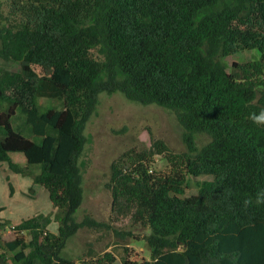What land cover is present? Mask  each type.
Returning a JSON list of instances; mask_svg holds the SVG:
<instances>
[{
    "label": "trees",
    "instance_id": "16d2710c",
    "mask_svg": "<svg viewBox=\"0 0 264 264\" xmlns=\"http://www.w3.org/2000/svg\"><path fill=\"white\" fill-rule=\"evenodd\" d=\"M18 25L1 26L0 164L17 174L40 167L35 183L63 213L58 235L27 223L4 235L0 264L18 249L15 264H117L107 252L80 259L61 256L79 229L113 232L126 241L147 231L151 259L141 264H264V0H25ZM246 51V64L226 59ZM177 112L186 152L171 175L156 176L143 163L111 166V223L76 214L84 199L79 165L87 124L102 94ZM38 99L63 102L40 112ZM25 114L34 142L12 127ZM210 141L199 148L195 137ZM161 152L162 141L155 143ZM23 156L25 171L13 161ZM144 155L143 160H145ZM213 176L199 195L184 198L187 177ZM248 202V203H246ZM25 234L29 235V239ZM128 252V249H126ZM123 264H134L126 257Z\"/></svg>",
    "mask_w": 264,
    "mask_h": 264
},
{
    "label": "rangeland",
    "instance_id": "374dc122",
    "mask_svg": "<svg viewBox=\"0 0 264 264\" xmlns=\"http://www.w3.org/2000/svg\"><path fill=\"white\" fill-rule=\"evenodd\" d=\"M25 4V0H0V15L3 17L1 26L18 25L22 21L21 8ZM259 58L258 51H246L231 56L226 61L231 72L233 63L246 64ZM0 68L10 72L20 71L18 63L1 59ZM37 107L40 112L64 109L63 102L49 99H38ZM7 108L5 102H0V114ZM12 127L34 142L41 141L33 134L25 114L20 110L12 119ZM184 133L185 129L174 110L134 102L123 93L102 94L99 106L87 124V144L79 160L84 199L76 214L78 222L86 215H92L99 221L111 223L113 198L107 186L113 163L119 160L137 165L143 163L156 176L171 175L173 166L170 158L175 160L187 150L183 141ZM195 139L199 148L210 141L208 137L201 135H197ZM157 141H162L167 150L161 152V148L155 145ZM13 161L22 171L28 167L23 156H15ZM28 168L29 175L17 174L8 164H0V223L3 225V233L8 236L14 233V229L33 223L58 235L63 213L52 206L47 191L35 183V176L41 173V168ZM212 181L213 176L189 175L183 197L199 195L204 183ZM113 227L121 232L133 231L134 238L123 241L112 231L96 233L81 228L67 240L61 256L81 260L84 255L100 256L112 252L118 257L117 264H123L125 257L134 264L151 259V251L144 241L147 231L136 227L133 229V222L127 218L120 219ZM25 236L30 238L27 234ZM20 252L18 249L8 253L9 264H15V257Z\"/></svg>",
    "mask_w": 264,
    "mask_h": 264
},
{
    "label": "clouds",
    "instance_id": "9594fccd",
    "mask_svg": "<svg viewBox=\"0 0 264 264\" xmlns=\"http://www.w3.org/2000/svg\"><path fill=\"white\" fill-rule=\"evenodd\" d=\"M252 119L258 123H264V112H261L259 115H253ZM261 202H264V201H261L259 199L257 200V203H261Z\"/></svg>",
    "mask_w": 264,
    "mask_h": 264
}]
</instances>
